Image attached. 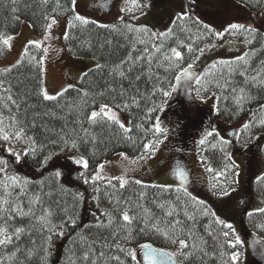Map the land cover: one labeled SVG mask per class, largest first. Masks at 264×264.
<instances>
[{"label": "trees", "instance_id": "1", "mask_svg": "<svg viewBox=\"0 0 264 264\" xmlns=\"http://www.w3.org/2000/svg\"><path fill=\"white\" fill-rule=\"evenodd\" d=\"M166 1L131 0L120 20L103 25L77 14L73 0H0V58L8 51L3 35L16 32L21 20L41 34L54 17L68 20L62 43L70 53L98 60L51 101L42 98L39 46L27 44L17 63L0 69V264H143L129 246L144 244L179 245L180 264H236L231 230L215 223L205 201L179 187L133 178L120 187L118 178L93 179L98 162L117 152L130 158L148 154L159 120L167 117L168 127L175 115L181 120L177 112L170 118L174 104L168 99L177 73L204 47L225 39L245 41L247 47L240 56L202 70L194 92L198 97L216 92L215 112L227 122L245 117L241 139L264 138V28L239 20L217 32L193 10L195 0H181L184 11L166 31L130 18L149 2ZM227 1L264 20V0ZM232 23L250 31L228 32ZM101 104L121 111L125 123L101 113L93 118ZM179 120L170 149L183 153L199 126L186 136ZM203 141L197 146L202 163L217 172L221 185H233L229 141L215 132ZM261 152L264 159V143ZM75 154L87 168L75 163ZM253 189L261 207L246 213L247 229L242 228L264 238V171ZM125 212L131 222L123 220ZM223 231L229 232L227 240Z\"/></svg>", "mask_w": 264, "mask_h": 264}, {"label": "rangeland", "instance_id": "2", "mask_svg": "<svg viewBox=\"0 0 264 264\" xmlns=\"http://www.w3.org/2000/svg\"><path fill=\"white\" fill-rule=\"evenodd\" d=\"M129 1L131 0H73V6L77 14L97 23L110 25L123 17ZM223 1L225 2L215 6L211 0H195L193 10L205 22L213 25L217 32H220L225 24L239 20L264 28V20L259 18L252 10L236 2L234 4L226 2V0ZM183 11L181 0H167L162 6L149 2L145 9L137 13H131L130 18L136 22L147 23L155 30L166 31L174 15ZM67 26L68 20L65 18L55 19L51 17L46 30L39 34L34 33L28 21L21 20L19 29L16 32L3 35V40H8V51L0 58V69L9 68L17 63L27 44L37 45L42 50V91L51 96L58 95L64 88L73 84L86 68L98 64V60L94 57L76 56L65 48L62 37L66 33ZM246 47L245 41L225 39L214 47H204L193 61L177 73L171 96L168 98L171 99V104H174L170 118L175 117L176 111L180 113L182 120H179L178 126L186 125L184 133L186 136L191 128L199 126L194 131L191 137V146L189 148L187 145L189 149L186 152L182 153L175 148L169 152L168 157L171 158H167L163 154L169 135V127L166 123L167 117H165L157 122L160 131L148 154L130 158L123 152H117L98 162L95 175L107 179L123 178L125 180L133 178L146 184L184 189L194 197L209 204L217 219L223 220L226 224L232 226L230 230L235 242L233 253L238 254L237 259L234 260L236 264H264V262H258L250 253L246 236L251 233L261 242L263 248L264 238L253 231L244 230L247 229L246 213L258 210L261 207L253 188L255 180L264 171V159L261 152L264 138L260 139L262 137L260 136L257 139L254 137L250 140L241 139L239 132L246 118L243 117L236 122L225 121L215 112L216 92L198 97L193 89V84L200 74H195L194 70L199 69L202 71L213 62L238 57ZM186 71L188 73L187 78L180 81L181 76ZM178 84L182 85L181 90L174 95ZM171 104L170 106H172ZM203 106L210 108L209 117L211 115V118L207 120H202V112H205V115L208 114L206 109H200ZM169 110L171 108H168ZM93 112L101 113L111 119L114 116L115 121L121 124L125 123L121 111L111 105L101 104L98 108L93 109ZM211 132H215L229 141L228 153L235 165L233 185H221L217 172L202 163L201 154L197 150L199 147L197 146ZM75 159L82 158L80 155L75 154ZM177 169L183 172L192 170V183L184 182L185 180L181 182L176 174ZM194 177H199V179ZM245 194L249 195L248 200L245 198ZM214 195L223 199L215 198ZM239 198L244 199L243 207H246L242 216L239 214V210L242 208L238 201ZM236 236L240 238L239 244H236ZM139 250L137 245L129 246L130 253L140 261ZM161 250L171 254L176 261L180 262L179 245Z\"/></svg>", "mask_w": 264, "mask_h": 264}, {"label": "snow or ice", "instance_id": "3", "mask_svg": "<svg viewBox=\"0 0 264 264\" xmlns=\"http://www.w3.org/2000/svg\"><path fill=\"white\" fill-rule=\"evenodd\" d=\"M181 18H183V17H181ZM77 19L83 20L82 17H77ZM84 22L86 23L87 21H84ZM49 27H50V26H49ZM243 30H248V31H250V29H245V25H243V24L232 23V24H230V25L227 26V31H228V32L243 31ZM4 43L7 44V43H8V40H5ZM172 51H173V53H174V55H175L176 57H180V52L176 51L175 49H173ZM238 59H243V57H239ZM121 75H123L122 72H121ZM184 75L187 76L188 73L185 72ZM42 98H43L44 100H46V101H51V100H55V99H56L55 96L48 95L47 92H44V93H43ZM101 111H103V109H101ZM96 116H97V113H96V112H93V113H92V117L95 118ZM112 119H115V117L113 116ZM244 127L247 128L248 125H244ZM156 130H157V131H160L159 127H157ZM209 135H211V133H209ZM3 138H4L5 140H7V139H8V136H4ZM200 143L203 144L204 141L201 140ZM72 147H73V148L76 147L75 143L72 144ZM75 163H76V164H82L84 168H87V167H88L87 161H84V160H82V159L75 160ZM0 171H2V169H0ZM176 174H177V176L180 178L181 182H183V180H184V178H185L184 172H183L182 170H180V169H177ZM56 175L59 176V175H60V172L57 171V172H56ZM93 179H94V180H95V179H99V177L96 176V177H93ZM85 182L87 183V180H85ZM126 183H127L126 180H124L123 178L120 179V187H124V185H125ZM136 183H140V181H136ZM200 203H202V202H200ZM205 214H208V213L206 212ZM169 215H172V213L170 212ZM213 215H214V214H213ZM132 219H133V218L130 217L129 214H128L127 212H125V213L123 214V220H124V221H129V222H131ZM177 223H178V222H177ZM215 223H217V224H222V225H224L225 227H227V228H229V229H231V227H232L230 224H225V222H224L223 220H220V219H217V220L215 221ZM153 227H155V225H153ZM16 231L19 232L20 229H17ZM142 231H143V229H142ZM157 231H159L158 228H157ZM164 234L167 235V233H164ZM222 235H223V237L225 238V240H227L228 237H229V232H228V231H223V232H222ZM235 240H236V244H239V243H240V238H239V236H236V237H235ZM2 243H4V241H0V244H2ZM179 243H180L181 247H186V245H185V241H184V240H180ZM142 248L147 249V251H145V253H144V255H145L146 258H148V257H150V256H153V255L155 254V252H156L155 249H151L150 245H142ZM168 255H171V254H168ZM262 255H264V253H262ZM237 256H238V254L233 253V255H232V260H236V259H237ZM153 264H157V262H156V261H153ZM158 264H165V261H164L163 259H161V260L158 262Z\"/></svg>", "mask_w": 264, "mask_h": 264}, {"label": "water", "instance_id": "4", "mask_svg": "<svg viewBox=\"0 0 264 264\" xmlns=\"http://www.w3.org/2000/svg\"><path fill=\"white\" fill-rule=\"evenodd\" d=\"M246 240L248 242L250 253L257 259L258 262L263 263L264 262V248L254 236H246ZM151 249H155L156 252L153 256H150L148 258L145 257L144 253L147 251V249L142 248L141 250V256L142 260L145 264H153V261L158 262L163 259L165 261V264H178L177 261L171 256L168 255L166 251L154 248L153 246H150Z\"/></svg>", "mask_w": 264, "mask_h": 264}, {"label": "flooded vegetation", "instance_id": "5", "mask_svg": "<svg viewBox=\"0 0 264 264\" xmlns=\"http://www.w3.org/2000/svg\"><path fill=\"white\" fill-rule=\"evenodd\" d=\"M200 109H206L207 111H208V114L207 115H205V112H202L203 113V119L202 120H207V119H209V118H211V115H210V117H209V112H210V108H208V107H206V106H203V107H201ZM178 114H180L178 111H176ZM212 114V113H211ZM176 117L174 118V120H173V122H171L170 123V125H169V135H168V137H167V140H166V147H165V151H163V154H165V156L167 157V158H171V157H168L169 156V153L167 152V151H171V149H170V146H171V142L173 141V139H174V134H175V132H176V129H177V126H176V124H177V121L179 120V115H175ZM181 120H182V118H181ZM170 133H171V136H170ZM171 137V138H170ZM237 137V136H236ZM170 139H171V142H170ZM183 158H185V157H183ZM186 160V159H185ZM175 166V165H174ZM187 166H188V164H187ZM184 173H186V175H185V178H184V182H187V183H192L191 182V177H193L192 176V170H188V171H186V172H184ZM176 175V174H175ZM195 179H199V177H194ZM192 180H193V178H192ZM211 195V194H210ZM214 197L215 198H218V199H223V198H219V196H217V195H214ZM226 198V197H225ZM245 198L248 200L249 199V195H247V194H245ZM238 201H239V203L241 204V206H242V208L239 210V214L240 215H243L244 214V212H245V210H246V207H243V204H244V199H242V198H239L238 199Z\"/></svg>", "mask_w": 264, "mask_h": 264}]
</instances>
